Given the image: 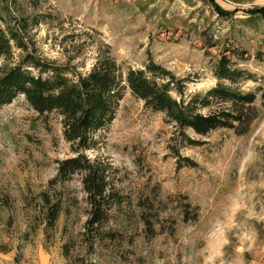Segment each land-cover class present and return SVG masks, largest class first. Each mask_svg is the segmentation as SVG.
Returning <instances> with one entry per match:
<instances>
[{
	"label": "rangeland",
	"instance_id": "obj_1",
	"mask_svg": "<svg viewBox=\"0 0 264 264\" xmlns=\"http://www.w3.org/2000/svg\"><path fill=\"white\" fill-rule=\"evenodd\" d=\"M0 25L35 57L77 72L102 53L122 75L151 61L184 79L186 95L212 88V64L226 55L251 76L235 86L260 90L257 108L264 93V0H0ZM21 56L12 48L0 67ZM173 130L124 88L83 153L110 164L119 203L82 237L89 207L79 176L48 184L74 156L60 117L12 99L0 109V264H264V109L244 135L186 131L197 142L187 145ZM42 194L60 202L50 228Z\"/></svg>",
	"mask_w": 264,
	"mask_h": 264
},
{
	"label": "trees",
	"instance_id": "obj_2",
	"mask_svg": "<svg viewBox=\"0 0 264 264\" xmlns=\"http://www.w3.org/2000/svg\"><path fill=\"white\" fill-rule=\"evenodd\" d=\"M24 29L25 25H21ZM23 53L18 63L0 67V109L16 96L38 115L56 113L60 117L62 138L74 155L58 161L52 185L67 182L78 175L89 207L82 237L98 231L107 222L112 206L119 203L111 178V166L98 159H88L84 152L97 144V135L112 121L124 88L140 100L144 107L163 114L172 125L173 135L180 144L194 145L186 135L190 131L205 136L217 129L244 135L264 109V93L260 92V106L254 102L257 92H243L235 85L250 79V74L234 66L231 58L221 55L212 64L216 84L203 93L185 94V80L177 79L160 66L147 61L141 69L120 68L107 53L100 54L85 72L44 62L27 52V46L16 30L0 25V58H8L11 49ZM174 95V96H172ZM206 110L205 114L200 111ZM174 155L177 150L171 148ZM47 206L43 222L53 226L60 212V202L51 203L42 194ZM147 231H153L150 218L140 214ZM110 239H114V235Z\"/></svg>",
	"mask_w": 264,
	"mask_h": 264
}]
</instances>
